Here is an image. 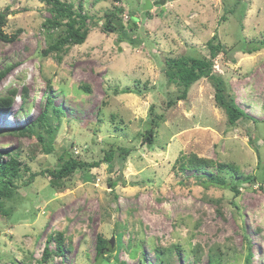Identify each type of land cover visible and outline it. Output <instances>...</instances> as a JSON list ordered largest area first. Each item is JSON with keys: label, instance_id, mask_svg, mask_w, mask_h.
Instances as JSON below:
<instances>
[{"label": "rangeland", "instance_id": "rangeland-1", "mask_svg": "<svg viewBox=\"0 0 264 264\" xmlns=\"http://www.w3.org/2000/svg\"><path fill=\"white\" fill-rule=\"evenodd\" d=\"M60 1L99 23H88L83 44L44 56L60 34L42 27L52 16L48 0H0L3 31L15 35L0 40V71L13 66L0 95L26 91L30 105L21 110L17 94L20 102L0 106L1 160L16 157L22 169L1 200L0 264H97L98 236L109 242L101 264H247L249 252L251 264H264V0H149L147 11L146 0ZM115 7L126 34L101 29ZM212 37L222 48L212 72L249 117L235 126L207 79L165 106L181 92L167 81L165 60L208 59ZM47 96L49 109L62 110L50 118L53 142L41 128L42 141L14 132L43 112ZM151 106L162 119L149 146L142 138ZM59 157L99 165L53 180L46 171ZM192 157L211 173L227 165L223 175L239 196L178 170V158ZM247 176L255 180L242 182Z\"/></svg>", "mask_w": 264, "mask_h": 264}, {"label": "trees", "instance_id": "trees-1", "mask_svg": "<svg viewBox=\"0 0 264 264\" xmlns=\"http://www.w3.org/2000/svg\"><path fill=\"white\" fill-rule=\"evenodd\" d=\"M50 5L51 19H47L42 27L48 30L59 29L60 34L56 40L49 44L48 48L43 51L42 54L47 56L51 53H62L64 52L65 47L81 45L85 42L89 32V25L97 24L99 22H92L89 20V17L82 14V6L78 7L77 12L72 10V5L61 2L60 0H48ZM123 9L121 7H115L113 10L106 12L103 16V23L101 24V29L104 33H116L126 34L125 26L122 22ZM145 14H148L146 12ZM6 23V17L4 14H0V40L3 42H11L15 38V35L8 36L4 33L3 28ZM135 23V22H134ZM212 37L207 43L206 48L208 50L209 56L208 59L203 58H193V57H179V58H168L165 60V75L169 83L177 84L181 87L180 94L174 99L166 103V108L174 106L177 102L183 101L187 98L188 89L201 79H207L214 88V101L218 108L224 111L227 118V123L230 126H235L239 120L248 119V115L244 112L239 105L236 103L235 99L230 97L225 89L224 82L220 77H217L213 74V61L214 59L222 52V48L219 44H213ZM259 48L264 47V41L259 43ZM13 66H8L0 71V83L6 79L7 75L12 71ZM10 94L2 97L0 95V106L7 105L10 102L11 97L20 94V99H22L23 104H21V110H29L30 105L26 103L27 93L23 91L22 93H17L16 90L10 89ZM123 93H133L140 94V92H133L130 90L122 91ZM4 95V94H3ZM46 104L44 105V110L40 113L32 123H28L23 127H19L14 130L22 136H36L40 141L44 138L37 133L39 128L43 129L47 135L49 144L54 140V135L56 128L52 126L53 121L50 118H57L62 114V110L58 107H51L52 99L47 96ZM19 109V110H20ZM150 123L149 128L145 131L142 143L151 146L154 143V134L157 129L158 122L162 119V116L154 113L153 106L149 108ZM56 115V116H55ZM46 144V143H45ZM44 146L45 152L50 153L52 148ZM127 154V151H125ZM113 157L112 152H109L104 155L103 160L106 162L111 161ZM178 170L187 171L192 170V176L196 178L202 186L216 187L220 189L230 188L235 197L239 196V191L237 186H230L223 174H227V165H219L217 167L216 173H211L206 170L209 167V162L204 159H199L197 157H192L191 159L185 160L182 158L177 159ZM99 163L88 164L71 157L58 158L57 167L46 171V173L53 180H62L67 179L74 175L78 170H83L86 167L94 168L98 167ZM233 171V168H229ZM21 165L17 161L16 157L9 156L8 161H2L0 156V205L2 198H9L12 195V188L14 187V180L19 177L21 171ZM230 172V171H229ZM255 180V176L244 177L242 182L251 184ZM262 189V187H261ZM1 208V206H0ZM54 239V238H53ZM52 240L48 239L43 255L48 256L49 244ZM56 249L62 256L65 252L64 250V237L62 234L57 235L56 239ZM109 242L102 237H97V242L95 246L96 256L95 261L97 264H101L104 258V254L108 251ZM109 248V247H108ZM252 254L249 252L247 258V264H251ZM212 260L209 258L208 262Z\"/></svg>", "mask_w": 264, "mask_h": 264}, {"label": "water", "instance_id": "water-1", "mask_svg": "<svg viewBox=\"0 0 264 264\" xmlns=\"http://www.w3.org/2000/svg\"><path fill=\"white\" fill-rule=\"evenodd\" d=\"M157 3H155V5H156ZM150 8V2H149V0H146L145 1V3H144V5L142 6V10L143 11H147L148 9ZM112 243V242H111Z\"/></svg>", "mask_w": 264, "mask_h": 264}, {"label": "clouds", "instance_id": "clouds-1", "mask_svg": "<svg viewBox=\"0 0 264 264\" xmlns=\"http://www.w3.org/2000/svg\"><path fill=\"white\" fill-rule=\"evenodd\" d=\"M12 98H13V97H12ZM12 98H11V101H12ZM15 98H16V97H15ZM11 101H10V102H11ZM20 101H21V100H18V101H15V102L17 103V102H20Z\"/></svg>", "mask_w": 264, "mask_h": 264}, {"label": "bare ground", "instance_id": "bare-ground-1", "mask_svg": "<svg viewBox=\"0 0 264 264\" xmlns=\"http://www.w3.org/2000/svg\"><path fill=\"white\" fill-rule=\"evenodd\" d=\"M14 97H16V101H18L19 99L17 98L18 96H14Z\"/></svg>", "mask_w": 264, "mask_h": 264}]
</instances>
